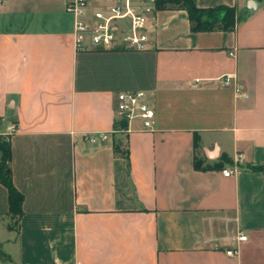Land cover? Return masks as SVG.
Here are the masks:
<instances>
[{
    "label": "crops",
    "instance_id": "0c3cea01",
    "mask_svg": "<svg viewBox=\"0 0 264 264\" xmlns=\"http://www.w3.org/2000/svg\"><path fill=\"white\" fill-rule=\"evenodd\" d=\"M67 1L0 10V134L23 193L15 219L0 182V264H264V173L246 167L264 163V0H195L235 7L230 30L155 9L145 50H76ZM128 90L147 92L153 129L113 131Z\"/></svg>",
    "mask_w": 264,
    "mask_h": 264
},
{
    "label": "built area",
    "instance_id": "2783aa9c",
    "mask_svg": "<svg viewBox=\"0 0 264 264\" xmlns=\"http://www.w3.org/2000/svg\"><path fill=\"white\" fill-rule=\"evenodd\" d=\"M5 0H0V10ZM66 10L74 16L73 43L76 50L86 49H132L145 50L150 47L148 22L153 16L155 7L151 0H115L95 8L90 7L89 0H68ZM233 54V52H230ZM223 85L231 86L236 96L247 97L242 84L235 81V75L224 74L220 77ZM115 111L118 119L124 120L125 126H117L113 131H127L129 122L139 118L142 128L151 130L154 127L155 109L148 94L144 90L120 91L115 96ZM115 119V120H118ZM15 124L8 126V132L14 131ZM107 133L100 132L96 136L85 135L90 141L106 139ZM242 154L237 161H242ZM234 168H224L223 174L229 175ZM239 233L237 238L246 239ZM228 255H236L238 248L226 250Z\"/></svg>",
    "mask_w": 264,
    "mask_h": 264
},
{
    "label": "trees",
    "instance_id": "16d2710c",
    "mask_svg": "<svg viewBox=\"0 0 264 264\" xmlns=\"http://www.w3.org/2000/svg\"><path fill=\"white\" fill-rule=\"evenodd\" d=\"M153 4L155 9L184 8L187 11L191 23V29L194 31L213 29L230 30L243 18V15L238 14L233 6L216 5L212 7H200L195 0H153ZM125 125L124 120L118 119L115 120L113 129L117 126ZM113 148L116 152L124 154L128 160V153L120 148L119 142L114 141ZM10 159L11 146L9 138L0 134V182L7 189L9 213L16 219L22 212L23 193L12 182ZM246 167L264 173V163H253ZM0 257H7L1 248Z\"/></svg>",
    "mask_w": 264,
    "mask_h": 264
},
{
    "label": "water",
    "instance_id": "95a60500",
    "mask_svg": "<svg viewBox=\"0 0 264 264\" xmlns=\"http://www.w3.org/2000/svg\"><path fill=\"white\" fill-rule=\"evenodd\" d=\"M251 3H253V0H249L248 3L246 4V7H247L249 10H254L255 8L251 5Z\"/></svg>",
    "mask_w": 264,
    "mask_h": 264
}]
</instances>
